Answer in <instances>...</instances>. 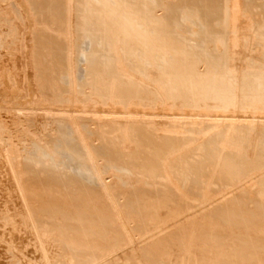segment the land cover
Wrapping results in <instances>:
<instances>
[{
  "label": "rangeland",
  "instance_id": "rangeland-1",
  "mask_svg": "<svg viewBox=\"0 0 264 264\" xmlns=\"http://www.w3.org/2000/svg\"><path fill=\"white\" fill-rule=\"evenodd\" d=\"M1 1L0 264H264V0Z\"/></svg>",
  "mask_w": 264,
  "mask_h": 264
},
{
  "label": "bare ground",
  "instance_id": "bare-ground-1",
  "mask_svg": "<svg viewBox=\"0 0 264 264\" xmlns=\"http://www.w3.org/2000/svg\"><path fill=\"white\" fill-rule=\"evenodd\" d=\"M0 1H1V0H0ZM7 1H9V0H7ZM13 1H14V0H13ZM36 1H38L40 4H42V5H46V6H48V2H49V3L51 2V0H36ZM59 1H60V0H59ZM1 2H2V1H1ZM3 2H4V1H3ZM3 2H2V3H3ZM5 2H6V1H5ZM11 2H12V1H11ZM18 2H19V1H18ZM15 3H16V2H15ZM212 3H213V2H212ZM212 3H211V4H212ZM0 4H1V3H0ZM6 4H7V3H6ZM214 4H215V3H214ZM20 5H21V4H20ZM1 6H2V5H1ZM4 6H5V4H3V8H4ZM8 6L10 7V5H8ZM8 6H6V7L8 8ZM11 6H12V4H11ZM23 6H24V8H27V6H26L25 3L23 4ZM16 7H19L18 4H17ZM58 7H59V6H58ZM7 8H5V9H7ZM14 8H15V7H14ZM14 8H12V10H13ZM0 9H1V7H0ZM5 9H4V10H5ZM9 10H11V8H10ZM9 10H7V11L10 12ZM14 10H15V9H14ZM18 11H19V10H18ZM18 11H17V12H18ZM1 13H3V12H1ZM1 13H0V14H1ZM6 13H7V12H6ZM6 13L3 14V15H6ZM13 13H14V12H13ZM24 13H25V12H24ZM16 14H17V13H16ZM20 14H21V13H20ZM3 15H0V16H3ZM10 15H11V14H10ZM14 15H15V14H14ZM17 15H18V14H17ZM17 15H16V16H17ZM25 15H26V14H25ZM25 15H23V16L25 17ZM6 16H7V15H6ZM8 16H9V15H8ZM16 16H15V18H17ZM21 16H22V15H20V17H21ZM23 16H22V17H23ZM27 16H28V15H27ZM27 16H26V17H27ZM3 17H4V16H3ZM20 17L18 16V18L21 19V21H24V20H22V18H20ZM24 17H23V19H24ZM26 17H25V18H26ZM7 18L9 19V17H7ZM13 18H14V17H13ZM15 18H14V19H15ZM26 19H27V18H26ZM28 19H29V18H28ZM11 21H12V20H11ZM7 22H8V21H7ZM13 22L15 23V21H13ZM8 23H9V22H8ZM29 23H30V22H29ZM11 24H12V23H11ZM7 25H8V24H7ZM7 25H6V26H7ZM9 25H10V23H9ZM9 25H8V26H9ZM14 25H15V24H14ZM15 27H16V26H15ZM15 27H13V28H15ZM9 28H11V27H9ZM17 28H19V27L17 26ZM14 30H15V29H14ZM11 31H12V30H11ZM10 33H11V32H10ZM171 39H172V38H171ZM170 43H172V42H170ZM5 56H6V55H5ZM211 60H212V59H211ZM209 61H210V59H209ZM214 61H215V60H214ZM216 63H217V62H215L214 64H216ZM3 65H4V64H3ZM107 65H108V64H107ZM1 66H2V65H1ZM169 66H170V65H169ZM212 66H213V65H212ZM214 66H215V65H214ZM216 66H217V65H216ZM174 67H175V66H174ZM168 68L171 69V66L168 67ZM211 68H212V67H211ZM3 69H5V68L3 67ZM3 69H2V70H3ZM173 69H175V68H173ZM219 69H220V68H219ZM2 70H1V71H2ZM176 70H177V69H176ZM217 70H218V69L216 68L215 71L218 72L219 70H218V71H217ZM1 71H0V94H1L0 96H2L1 100H2V102H3V105H4V106L11 107L13 110H15V111L18 112V113H26V112H28L27 108H25V104H24V105H21V104H20L21 100L23 99V98L21 97L22 95L20 96L21 98H20V97H14V98H12V99H14L13 101H11V100H12V99H11L10 102H8V99H9L11 96L13 97L12 94H11V96H10V93L13 92V90H16V89L12 87V83H11V80H10L11 77H10L9 71H8V70H5L4 72H3V71L1 72ZM212 71H213V68H212ZM213 72H214V71H213ZM218 73H219V72H218ZM214 74H216V73L214 72ZM216 76L219 77V75H216ZM177 77H178V75H177ZM177 77H176V79H177ZM218 77H217V79H218ZM220 77H221V76H220ZM222 77H223V79H224V78L227 77V76H225V77L222 76ZM229 77H230V74H229ZM166 78H167V77H166ZM174 78H175V76H174ZM180 78H181V77H180ZM201 78H202V77H201ZM201 78L199 77L200 82L203 81V80H201ZM5 79H7V81L9 80V81L7 82L8 84H4V80H5ZM176 79H175V81H173V77H172V78H167V80H166V79H164V80L167 81V83H168V85H169V88L173 87L174 90H175L177 93H179L180 90L182 91V87H181L179 90L176 89V88H178V86L180 85L181 82H179V81H180V79H179V81H178L179 84L176 86V83H175V82H176ZM181 79H185V78H181ZM213 79H214V77H213ZM219 79H220V83H218V80H219ZM219 79L216 81L218 84H217L215 81H213V82L216 83L215 85L213 84V85H214V86H212V87H214L213 89H210V88H209V87H210V84H208V82H207L206 84L209 85V86L207 85V86H208L207 89H208V90H209V89L212 90V91H211L212 93H215V94H221V95H222L221 92H223V91L225 90V88L228 89L230 86L226 87L225 82L223 81V79H222V78H219ZM232 79H233V77H232ZM196 80H197V79H196ZM204 80H205V81H206V80H207V81H211L212 79L210 80V78L205 77ZM215 80H216V78H215ZM224 80H225V79H224ZM227 80H228V77L226 78V81H227ZM165 81H164V82H165ZM182 81H183V80H182ZM187 81H188V80H187ZM193 81H195V80H193ZM205 81H204V82H205ZM221 81H223V82H221ZM229 81H230V82H229ZM229 81H228L229 83H232V82H231V77H230V80H229ZM184 82H186V81H184ZM188 82H189V81H188ZM200 82H199V80H198V83H200ZM228 82H227V83H228ZM238 82H239V81H238ZM238 82H237V83H238ZM244 82H249V81H244ZM182 83H183V82H182ZM182 83H181V84H182ZM192 83L196 84L195 82H192ZM198 83L196 84L197 86H196V85H194V86L198 87ZM227 83H226V84H227ZM229 83H228V84H229ZM260 83H261V81L259 82V85L263 88L262 84H260ZM262 83H263V85H264V82H262ZM165 84H166V83H165ZM184 84H185V83H184ZM211 84H212V83H211ZM228 84H227V85H228ZM235 84H236V83H235ZM243 84H244V83H243ZM243 84H242V85H243ZM253 84H255V83H250V82H249L248 84L246 83V85H245V87H244V86H242L241 83H240V85L242 86V88H244V90H245L246 92H247V91L249 92V85H250V88H251V86H252ZM257 84H258V83H257ZM257 84H256V85H257ZM6 85H7V86H6ZM118 85H119V84H118ZM123 85H125V84H123ZM163 85H164V84H163ZM182 85H183V84H182ZM191 85H192V87L194 88L193 84H191ZM199 85H200V84H199ZM201 85H202V84H201ZM204 85H205V84H204ZM204 85H203V86H204ZM233 85H234V84H233ZM240 85H239V83H238V85H237V86H239V87H238L239 89H240V87H241ZM256 85H254V86H256ZM259 85H258V86H259ZM121 86H122V85H121V83H120V87H121ZM132 86L134 87L135 85H132ZM170 86H171V87H170ZM185 86H186V85H185ZM185 86H184V87H185ZM188 86H189V85H188ZM188 86H186V87H188ZM203 86H200V87H201L200 89H199V87H198V89L195 91V92H197L195 95H200V96H201V95H203L204 92L208 93V92L210 91V90H209V91L204 90V87H205V86H204V87H203ZM207 86H206V87H207ZM231 86H232V85H231ZM235 86H236V85H235ZM7 87H9V89H7ZM162 87H164V86L161 85V88H162ZM165 87H167V89H168V86H165ZM165 87H164V88H165ZM196 87H195V88H196ZM206 87H205V89H206ZM212 87H211V88H212ZM252 87H253V86H252ZM117 88H118V87H117ZM126 88H127V87H126ZM136 88H137V86H136ZM173 88H172V89H173ZM189 88H190V86H189ZM193 88H192V89H193ZM118 89H119V88H118ZM118 89H117V90H118ZM124 89H125V88H124V86H123V90H124ZM129 89H132V92H135V90L133 91V89H135V88L130 87V88H128V90H129ZM167 89L165 88V89H163V90L166 91ZM192 89H191V90H192ZM230 89H231V88H230ZM252 89H253V88H252ZM5 90L8 91V92H6L8 95H7V94L5 95V92H4ZM119 90H120V89H119ZM123 90H122V87H121V92H122ZM128 90H125V91H127V93H129L131 90H129V91H128ZM139 90H140V89H139ZM168 90H169V89H168ZM170 90H171V89H170ZM183 90H184V89H183ZM186 90H188V89L186 88ZM186 90H185V91H186ZM191 90L189 89L188 91L190 92ZM203 90H204V91H203ZM240 90H242V89H240ZM28 91H29V90H28ZM30 91H31V90H30ZM103 91H104V90H103ZM105 91H106V90H105ZM105 91H104V93H101V95H104V94H105ZM125 91H124V96H125V94H126ZM136 91H138V90L136 89ZM172 91H173V90H172ZM175 91H174V92H175ZM225 91H226V90H225ZM228 91H229V90H228ZM228 91H226V93H227ZM14 92H15V91H14ZM16 92H17V91H16ZM31 92H32V91H31ZM107 92H108V91H107ZM118 92H119V91H117V93H118ZM121 92H120V94H121ZM191 92H192V91H191ZM193 92H194V91H193ZM193 92H192V93H193ZM248 92H247V93H248ZM172 93H173V92H172ZM201 93H202V94H201ZM224 93H225V92H224ZM243 93H244V92H243ZM247 93H246V94H247ZM96 94H98V93H96ZM106 94H107V93H106ZM114 94H116V93L114 92ZM120 94H119V95H116L117 98L120 96ZM129 94H131V93H129ZM209 94H210V92H209ZM121 95H123V94H121ZM126 95H128V94H126ZM14 96H17V95L14 94ZM30 96H31V94H30ZM203 96H206V97H207V95H203ZM223 96H224V98H225V97L227 98L226 95H223ZM27 97H28V96H27ZM121 97L123 98V96H121ZM206 97H205V98H206ZM221 97H222V96H221ZM24 98H25V97H24ZM129 98H130V96H129ZM209 98H210V97H209ZM6 99H7V100H6ZM18 99H21L19 103H17ZM25 99H26V98H25ZM118 99L121 100L120 97H119ZM124 99H125V97H124ZM126 99H128V96H126ZM131 99H132V98H131ZM215 99H216V96H215ZM220 99H221V98H220V95H219V100H220ZM82 100H84V98H83ZM119 100H117V101L120 102ZM134 100H135V99H134ZM217 100H218V99H217ZM219 100H218V101H219ZM224 100H225V99H224ZM115 101H116V100H115ZM117 101H116V103L119 104ZM128 101H129V100H128ZM85 102H87V100H85ZM125 102H126V100H125ZM137 102H138V101H137ZM219 102H220V101H219ZM22 104H23V103H22ZM113 104H115V103H113ZM120 104L123 105V102L121 101ZM115 105H116V104H115ZM120 106H121V105H120ZM117 107H118V106H117ZM123 107H124V106H123ZM62 108H63V107H61V109H62ZM120 108H121V107H120ZM58 109H59V108H58ZM40 110H41V109H40ZM55 110H56V109H55ZM55 110H54V111H55ZM59 110H60V109H59ZM59 110H58V111H59ZM63 111H64V110H63ZM59 114H60V111H59ZM62 114H63V113H62ZM62 114H60V116H64V115H62ZM64 114H65V113H64ZM80 117H81V116H80ZM85 119H86V118H85ZM72 124H73V123H72ZM131 126H133V125H131ZM131 126H130V128H131ZM130 128H129V129H130ZM133 129H134V128H133ZM135 130H136V128H135ZM135 130H134V132H135ZM134 132H132V133L134 134ZM262 133H263V132H262ZM262 136H264V134H262ZM262 138H264V137H262ZM260 139H261V138H260ZM263 141H264V139H263ZM258 142H259V141H258ZM259 144H260V142H259ZM261 144H262V143H261ZM167 146H168V145H167ZM259 146H260V145H259ZM261 146H262V145H261ZM263 147H264V144H263ZM261 148H262V147H261ZM262 149H263V148H262ZM74 150H75V152H77V153L80 152V150L78 151L76 148H75ZM199 150H200V149H199ZM203 150H204V151H209V150H207V149H205V148H204ZM203 150H200V151H201L200 153H203V154H204ZM263 150H264V149H263ZM263 150H262V151H263ZM159 151H160V150H159ZM197 153H198V152H197ZM206 153H208V152H206ZM209 153H210V152H209ZM152 154L154 155V153H152ZM158 155H160V154H158ZM199 155H201V154H199ZM151 156H152V155H151ZM154 156H155V155H154ZM228 157H229V156H228ZM228 157H227V158H228ZM263 157H264V155H263ZM227 158H226V159L224 158L226 161H225V162H222V163H224V166H225L226 168L234 167V165H232V162L230 161V160H231V157H230V160H229V158H228V160H227ZM193 164H198V163H193ZM193 164H192V165H193ZM234 164H235V163H234ZM239 165H240V164H239ZM196 166H197V165H196ZM199 166H200V165H199ZM235 166H236V164H235ZM237 166H238V163H237ZM242 166H243V165H242V163H241V166H238V167H242ZM197 167H198V166H197ZM197 167H196V169H197ZM200 167H201V166H200ZM201 168H202V167H201ZM243 168H244V167H243ZM193 169H194V165H193ZM196 169H195V172H196ZM198 169H199V172H198V171H197V172H198V174H199L201 170H200V168H198ZM202 170H203V168H202ZM193 171H194V170H193ZM195 172H193V173H195ZM197 172H196V173H197ZM196 173H195L194 175H193L192 173H191V174H192L193 176H195V175H197ZM237 173H238V172H237ZM238 175H239V173H238ZM260 177H261V176H260ZM51 178H52V177L48 178L49 180L47 179V180H48L47 182H50L51 180H52V182H53V178H54V180H56L57 177H54V176H53V178H52V179H51ZM193 178H195V177H193ZM50 179H51V180H50ZM57 179H58V178H57ZM260 179H263V178L261 177ZM260 179H259V180H260ZM61 180H62V179H61ZM68 180H70V178H69ZM22 181H23V180H22ZM58 181H59V179H58ZM64 181H65V180H64ZM64 181H63V182H64ZM68 182H69V181H68ZM258 182H259V181H258ZM27 183H28V182L26 181L25 185H26ZM71 183H72V182L70 181V184H71ZM263 183H264V182H263ZM30 184H31V183H30ZM68 184H69V183H67V185H68ZM31 185H32V184H31ZM25 187H26L27 189L29 188L28 186H25ZM26 188H25V189H26ZM31 188H32V187H31ZM27 189H26V190H27ZM241 189H242V188H241ZM243 189H244V188H243ZM243 189H242V190H243ZM30 190L33 192L32 189H30ZM30 190H28L29 193H30ZM76 190H79V188L76 189ZM71 192H72V191H71ZM76 192L78 193L79 191H76ZM230 192H231V191H230ZM239 192H240V191H239ZM72 193H73V192H72ZM2 194H4V193H2ZM5 194H6V193H5ZM31 194H32V193H31ZM0 195H1V194H0ZM2 196L4 197V196H7V195H2ZM8 198H9V197H8ZM5 199H6V197H5ZM127 199H128V198H127ZM227 199H228V198H227ZM6 200H7V199H6ZM6 200H5V203H6ZM9 200H10V198H9ZM128 200H129V201H132L131 199H128ZM228 200H229V199H228ZM232 200H234V199H232ZM97 201H100V200H97ZM126 201H127V200H126ZM222 201L224 202V200H222ZM229 201H230V200H229ZM8 202H9V201H8ZM232 202H233V201H232ZM218 203H219V202H218ZM228 203H229V202H228ZM235 203H236V202H235ZM99 204H101V202H100ZM102 204H103V203H102ZM127 204H128V203H127ZM52 205H54V207L56 206L55 203L52 204ZM52 205H51V206H52ZM129 205L132 206V203L129 204ZM236 205H237V204H236ZM261 205H262V204H261ZM261 205H260V206H261ZM51 206H48V207L51 208ZM57 206H58V205H57ZM133 206H134V205H133ZM255 206H256V205H255ZM262 206L264 207V204H263ZM2 207H3V206H2ZM48 207L46 206V208H48ZM241 207H242V206H241ZM52 208H53V206H52ZM59 208H60V207H59ZM101 208H102V207H101ZM128 208H129V207H128ZM236 208H237V207H236ZM255 208H257V207H255ZM8 209H9V208H8ZM56 209H57V207H56ZM84 209H85V208H84ZM131 209H132V208H131ZM131 209H130V210H131ZM244 209H245V208H244ZM4 210H5V209H4ZM4 210H1V211L3 212ZM50 210H51V209H50ZM50 210H49V212H53V215L56 214V212H57V211L54 212L55 210H54V211H53V210L50 211ZM236 210L239 211V208H237ZM246 210H247V207H246ZM251 210H252V208H251ZM253 210H254V209H253ZM6 211H7V210H6ZM10 211H11V210H10ZM59 211H60V210H59ZM134 211H135V209H134ZM2 212H1V215L3 216V214H4V216H5V212H4L3 214H2ZM240 212H241V211H240ZM240 212H239V213H240ZM249 212H250V211H249ZM252 212H253V211H252ZM259 212H260V211H258V213H259ZM7 213H10V212H7ZM59 213H60V212H59ZM61 213H62V211H61ZM82 213H83V211H82ZM140 213H141V212H140ZM232 213H233V212H232ZM232 213H231V214H232ZM235 213H236V212H235ZM235 213H234V214H235ZM254 213H255V212H253V214H254ZM261 213H262V212H260V214H261ZM83 214H84V213H83ZM136 214H137V213H136ZM250 214H251V213H250ZM250 214H249V215H250ZM6 215H7V214H6ZM53 215H52V216H53ZM59 215H60V214H59ZM86 215H87V214H86ZM128 215L130 216L131 214H128ZM245 215H246V214H245ZM245 215H244V216H245ZM7 216H9V215H7ZM60 216H61V215H60ZM64 216H66V215H64ZM64 216H62V218H63ZM79 216H80V215H79ZM137 216H139V215H137ZM246 216H247V215H246ZM13 217H14V216H13ZM80 217H82V216H80ZM80 217H79V218H80ZM232 217H233V215H232ZM236 217H238V216H236ZM248 217H249V216H248ZM253 217H254V216L252 215L251 218H253ZM256 217H259V216H256ZM9 218H12V216L10 215ZM65 218H66V217H65ZM82 218H83V217H82ZM82 218H80V221H81ZM103 218H104V217H102V219H103ZM105 218H106V217H105ZM5 219H6V218H5ZM86 219H87V218H86ZM88 219H89V218H88ZM235 219H238V218H235ZM235 219H234V220H235ZM245 219H246V218H245ZM245 219H243V220H245ZM255 219H256V218H255ZM257 219H258V218H257ZM2 220H4V217H3ZM6 220H9V219H6ZM10 220H11V219H10ZM60 220H61V218H60ZM68 220L71 221V219H68ZM76 220H77V219H76ZM76 220H75V221L73 220V221H71V222H76ZM90 220H91V219H90ZM137 220H138V219H137ZM238 220H239V219H238ZM241 220H242V219H241ZM248 220H249V219H248ZM12 221H13V219H12ZM12 221H9V222H11V224H12ZM70 221H67V220H66V222H70ZM78 221H79V220H78ZM86 221H87V220H86ZM92 221H93V222H92ZM94 221H96V223H97L98 225L100 224V226H101L102 223L105 222V220H103L104 222H102V223H101L102 220H101V221L98 220V219H97V220H96V219H94V220L92 219V220H91L92 223H94ZM97 221H100V223H98ZM224 221H225V220H224ZM224 221H223V222H224ZM250 221H253V220H250ZM4 222H5V220H4ZM9 222H8V223H9ZM61 222H62V220H61ZM64 222H65V221H64ZM64 222H62L61 224L59 223V224L62 226ZM71 222H70V223H71ZM81 222H82V221H81ZM84 222H85V218H84ZM84 222H82V223H84ZM225 222H226V221H225ZM231 222H232V221H231ZM235 222H236V220H235ZM253 222H254V221H253ZM0 223H2V222H0ZM54 223H56V222H54ZM54 223H53V224H54ZM79 223H80V222H79ZM96 223H94V224H96ZM105 223L107 224V223H109V222L107 221V222H105ZM105 223H104V224H105ZM258 223H259V222H258ZM3 224H4V223H3ZM9 224H10V223H9ZM67 224H68V223H67ZM72 224H73V223H72ZM85 224H86V222H85ZM89 224H90V221H89ZM89 224H88V226L92 227V225H91V224L89 225ZM104 224H103V225H104ZM187 224H188V223H187ZM224 224H225V223H224ZM224 224H223V225H224ZM233 224H234V223H233ZM245 224H246V223H245ZM248 224H249V223H248ZM251 224H252V223H251ZM4 225H5V224H4ZM60 225H59V227H60ZM221 225H222V224H221ZM249 225H250V224H249ZM249 225H247V226H249ZM258 225H259V224H258ZM70 226H72V225L70 224ZM105 226L107 227L108 225H105ZM244 226H245V225H244ZM56 227H58V225H57ZM63 227H64V226H62V227H60V228H63ZM67 227H69V226H67ZM106 227H105V228H106ZM253 227H254V226H253ZM60 228H58V231H59ZM69 228H70V227H69ZM101 228H102V227H101ZM103 228H104V227H103ZM108 228L111 229V227H108ZM256 228H257V226H256ZM1 229H2V228H1ZM56 229H57V228H56ZM71 229H72V228H71ZM114 229H115V228H114ZM243 229H244V228H243ZM243 229H242V230H243ZM260 229H261V227H260ZM3 230H4V229H3ZM11 230H12V229H11ZM60 230H61V229H60ZM98 230H99V229H97V231L94 230V232H97V233L100 232V230H99V231H98ZM102 230H103V229H102ZM104 230H105V229H104ZM247 230H248V228H247ZM1 231H2V230H1ZM56 231H57V230H56ZM107 231H108V229L106 230V232H107ZM244 231H246V230H244ZM59 232H60V231H59ZM61 232H62V231H61ZM61 232H60V233H61ZM70 232L73 233L72 230H71ZM91 232H92V234L94 235L93 231H91ZM91 232H90V233H91ZM106 232H105V231H103V232L101 231V233H106ZM2 233H3V232H2ZM55 233H56V232H55ZM60 233H59V235H60ZM72 233H71V234H72ZM74 233H75V232H74ZM74 233H73V234H74ZM77 233H79V232H77ZM101 233H100V235H101ZM61 234H62V233H61ZM69 234H70V233H69ZM73 234H72V235H73ZM95 234H96V233H95ZM3 235H5V234H3ZM6 235H7V234H6ZM80 235H81V234H80ZM103 235H104V234H103ZM258 235H259V234H258ZM62 236H64V235L62 234ZM77 236H79V234H77ZM77 236H76V237H77ZM68 237H69V236L67 235V238H68ZM71 237H72V236H71ZM262 237H263V236H262ZM60 238H61V237H60ZM69 238H70V237H69ZM83 238H84V237H83ZM237 238H238V237H237ZM251 238H252V237H251ZM62 239H63V237L61 238V242H62ZM64 239H65V238H64ZM64 239H63V245H64V242H65ZM70 239H71V241H73L72 238H70ZM76 239H77V238H76ZM78 239H79V238H78ZM244 239H245V238H244ZM244 239H243V240H244ZM74 240H75V239H74ZM79 240H80V239H79ZM79 240H78V242H80ZM247 240H249V239H247ZM68 241H70V240H68ZM76 241H77V240H76ZM82 241H83V239L81 238V242H82ZM259 241H260V240H259ZM83 242H86V241H83ZM243 242H245V241H243ZM86 243H87V242H86ZM247 243H248V241H247ZM247 243H243V244H244L243 249L246 247L245 244H247ZM251 243H252V242H250L249 245H250ZM70 244H71V242H70ZM72 244H74V243H72ZM82 244H83V243H82ZM82 244L80 243V245H82ZM84 244H85V243H84ZM90 244H91V243H90ZM235 244H236V243H235ZM238 244H239V243H238ZM241 244H242V243H241ZM252 244H253V243H252ZM255 244H256V243H255ZM74 245H75V244H74ZM76 245H77V244H76ZM86 245H88V244H86ZM97 245H98V244H97ZM4 246H5V245H4ZM82 246H84V245H82ZM82 246H81L80 248H82ZM255 246H256V245H255ZM68 247H70V245H69ZM72 247H73V245H72ZM74 247H75V249H76V247H79V245L74 246ZM84 248L86 249L87 246H86V247L84 246L82 249L85 250ZM89 248H90V247H89ZM221 248H222V247H221ZM247 248H248V247H247ZM249 248H250V247H249ZM70 249H71V248H70ZM75 249L72 248L73 252H74ZM199 249H200V248H199ZM234 249H235V248H234ZM240 249H241V247H240ZM245 249H246V248H245ZM250 249H251V248H250ZM255 249H256V248H255ZM72 250H71V251H72ZM78 250H80V249H78ZM83 250H81V251H83ZM88 250H89V249H88ZM88 250H86V251H88ZM97 250H98V249H97ZM241 250H242V249H241ZM241 250H240V251H241ZM75 251H76V250H75ZM86 251H83V252H86ZM89 251H90V250H89ZM73 252H72V254H73ZM76 252H77V251H76ZM76 252H75V253H76ZM228 252H230V251H228ZM242 252H243V251H242ZM244 252H245V251H244ZM61 253H62V252H61ZM79 253H80V251H79ZM91 253L93 254V253H95V252H93V251L91 250ZM77 254H78V253H77ZM80 254H81V253H80ZM87 254H88V253H87ZM92 254H90L89 256H90V257L92 256V258H93V255H92ZM126 254H127V253H126ZM78 255H79V254H78ZM239 255H240V254H239ZM218 256H219V255H218ZM59 257H60V256H59ZM78 257H79V256H78ZM222 257H223V256H222ZM56 258H57V257H56ZM60 258H61V257H60ZM83 258H84V257H83ZM58 259H59V258H58ZM63 259H64V257H63ZM81 259H82V257L80 258V260H81ZM101 259H102V258H101ZM251 259H252V258H251ZM55 260H56V261H59V260H57V259H55ZM60 260H61V259H60ZM88 260H89V259H88ZM88 260H87V261H88ZM99 260H100V259H99ZM102 261H103V260H102ZM226 261H227V260H226ZM239 261H240V260H239ZM62 262H63V261H62ZM62 262H61V263H62ZM159 262H160V261H159ZM255 262H256V261H255ZM58 263H60V261H59ZM209 263H210V262H209ZM62 264H63V263H62ZM64 264H65V263H64ZM79 264H80V263H79ZM86 264H87V262H86Z\"/></svg>",
  "mask_w": 264,
  "mask_h": 264
}]
</instances>
